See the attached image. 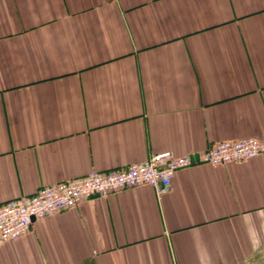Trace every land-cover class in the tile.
Here are the masks:
<instances>
[{
    "label": "crops",
    "instance_id": "0c3cea01",
    "mask_svg": "<svg viewBox=\"0 0 264 264\" xmlns=\"http://www.w3.org/2000/svg\"><path fill=\"white\" fill-rule=\"evenodd\" d=\"M264 139V0H0V203L150 155ZM0 264H264V158L85 199Z\"/></svg>",
    "mask_w": 264,
    "mask_h": 264
},
{
    "label": "built area",
    "instance_id": "2783aa9c",
    "mask_svg": "<svg viewBox=\"0 0 264 264\" xmlns=\"http://www.w3.org/2000/svg\"><path fill=\"white\" fill-rule=\"evenodd\" d=\"M258 157L264 158V139H228L213 143L205 151L181 155L163 151L118 170L93 171L81 177L50 183L33 194L0 203V235L4 241L17 240L31 231L35 219L55 215L90 197H105L144 185L153 187L160 196L172 189L176 171L185 167L197 164L217 166Z\"/></svg>",
    "mask_w": 264,
    "mask_h": 264
}]
</instances>
